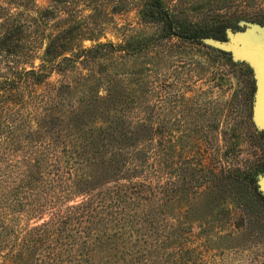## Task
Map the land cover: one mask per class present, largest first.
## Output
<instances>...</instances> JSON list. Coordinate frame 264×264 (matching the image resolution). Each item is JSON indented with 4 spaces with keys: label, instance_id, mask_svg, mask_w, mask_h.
<instances>
[{
    "label": "trees",
    "instance_id": "trees-1",
    "mask_svg": "<svg viewBox=\"0 0 264 264\" xmlns=\"http://www.w3.org/2000/svg\"><path fill=\"white\" fill-rule=\"evenodd\" d=\"M145 8L147 21L162 23L163 38L225 40L234 30L183 21L161 0ZM13 16L0 25V264H203L193 220L210 211L188 197L190 174L178 185L173 165H162L154 121L128 119L130 40L85 47L83 26L72 21L25 41ZM155 45L150 37L145 46ZM54 73L62 79L37 94ZM211 174L221 192L223 173ZM256 181L245 174L252 190ZM177 201L187 207L168 212ZM22 218L29 222L15 223Z\"/></svg>",
    "mask_w": 264,
    "mask_h": 264
},
{
    "label": "rangeland",
    "instance_id": "rangeland-1",
    "mask_svg": "<svg viewBox=\"0 0 264 264\" xmlns=\"http://www.w3.org/2000/svg\"><path fill=\"white\" fill-rule=\"evenodd\" d=\"M145 1L0 0V25L13 14L15 22L23 24L17 35L25 41L72 21L82 24L85 47L130 40L124 65L128 119L154 121L162 165H173L178 185L182 173L190 174L193 188L188 197L210 211L203 221L193 220L192 243L202 253L203 264H264V129L255 119L260 85L256 69L218 41L161 37L162 23L146 20ZM161 1L181 20L200 26L220 22L245 32L254 24L264 25V0ZM238 36L229 32L227 39L240 43ZM150 37L156 45L146 47ZM39 63L36 59L35 65ZM61 79L54 73L34 91L44 94ZM212 172L224 175L221 192L210 180ZM229 173L239 179L232 181ZM245 174L256 175L254 190L245 183ZM181 188L177 193L183 195ZM183 207L177 201L167 211L178 213ZM28 222L15 221L21 226Z\"/></svg>",
    "mask_w": 264,
    "mask_h": 264
},
{
    "label": "water",
    "instance_id": "water-1",
    "mask_svg": "<svg viewBox=\"0 0 264 264\" xmlns=\"http://www.w3.org/2000/svg\"><path fill=\"white\" fill-rule=\"evenodd\" d=\"M234 31L228 29V33H239L240 43L230 42L229 39L220 40L215 38H205L218 41L223 48L234 52L236 56L249 60L256 69L259 78V89L257 97V106L255 111V119L260 129H264V25L254 24L253 27ZM219 80H224L219 77Z\"/></svg>",
    "mask_w": 264,
    "mask_h": 264
}]
</instances>
